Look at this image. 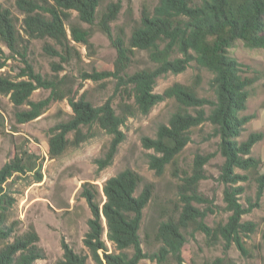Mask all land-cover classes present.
<instances>
[{
	"label": "trees",
	"instance_id": "16d2710c",
	"mask_svg": "<svg viewBox=\"0 0 264 264\" xmlns=\"http://www.w3.org/2000/svg\"><path fill=\"white\" fill-rule=\"evenodd\" d=\"M102 4L103 0H15L14 6L23 17L20 26L12 12L0 4V43L8 51L5 55L0 49V71L11 59L18 58L23 65L15 79L0 72V97L9 98L15 110L16 125L33 122L51 103L66 100L72 114L68 120L49 129L48 157L57 160L68 149L78 148L94 136L91 130L97 127L110 137L103 156L94 161L97 172L112 164L119 145L125 141L122 128L128 119L147 116L166 100L176 104V111L166 124L157 127L153 138H141L142 147L153 153L147 155L148 166L157 176H161L167 166L174 168L193 129L204 123L212 126L220 139L219 152L224 158L220 180L226 186L224 202L231 213L226 224L208 227L204 223L206 213L193 206L207 203L199 195L198 187L205 179L204 166L212 156L196 155L191 171L184 173L177 186L179 202L171 214L156 223L153 242L159 247L150 254L143 250L140 230L144 211L152 201L151 184H143L137 173L125 169L107 179L101 192L96 186L85 183L79 193L91 214L82 244L95 264H139L142 260L154 264H185L183 231L191 228L212 244L221 239L232 240L242 228L241 216L248 212L236 199L243 194V189L234 186L247 182V175L253 174L258 194L264 189V175L259 174L261 162L251 156L252 148L264 135L252 133L245 141H237L244 126L253 118L242 113L247 109L249 89L258 79L244 76L242 66L229 53L238 42L249 50H264V0H159L152 10L141 9L139 21L131 27L127 40L122 29L113 37L109 26L119 14L120 2L108 4L100 14ZM96 24L112 40L117 57L112 70L93 69L82 78L94 83L113 78L114 93L122 100L117 105L118 112L111 100L97 107L87 100L86 92L77 97V93L65 91L64 80L58 77L62 70L59 64H51L54 76L47 78L36 73L27 59L32 41L50 40L65 57L49 44L44 45V53L68 63L75 51L71 42L87 48L92 46L91 34L82 25L93 27ZM136 51L145 52L154 68L128 73ZM75 56L79 58L76 51ZM192 64L211 76L214 100L199 96V74L191 85L174 83L161 94L154 92L158 78L184 73ZM37 90L48 91L49 95L33 102L31 96ZM3 128L0 113V135ZM236 169L246 175L234 173ZM28 174L32 178L29 185L42 181L38 158L22 147L0 168V264H34L44 259L34 227L30 225L18 234L17 223H8L15 204L10 195V180L27 178ZM140 185L142 189L138 193ZM248 225L245 226L249 229ZM262 240L264 244V235ZM106 242L112 245L113 251ZM61 248L63 254L58 264H86L88 255L76 253L64 240H61ZM212 264L226 263L217 259Z\"/></svg>",
	"mask_w": 264,
	"mask_h": 264
},
{
	"label": "rangeland",
	"instance_id": "374dc122",
	"mask_svg": "<svg viewBox=\"0 0 264 264\" xmlns=\"http://www.w3.org/2000/svg\"><path fill=\"white\" fill-rule=\"evenodd\" d=\"M15 0H0V4L8 8L19 21L23 18L14 6ZM119 1L121 8L117 18L110 23L113 37L124 30L126 40L129 37L131 27L139 21L140 11L143 7L152 10L159 0H103L99 13L103 12L110 3ZM75 17V13H73ZM98 23V20H97ZM89 30L91 48L82 44L71 42L73 49L79 53V58L72 53V59L63 63L60 57L50 58L44 51L45 44L55 47L50 40L32 41L29 45L27 59L36 73L52 78L51 64H59V79L64 80L63 89L71 94L77 93L79 97L84 92L86 98L94 106H101L111 100L113 108L118 112L117 105L122 101L119 95L114 93L115 80L105 79L94 83L84 80L83 74H90L92 70H112L117 57L112 40L101 32L97 24L93 27L82 25ZM19 29H21L19 27ZM0 49L8 55V51L0 43ZM55 49L60 53L59 49ZM242 66L243 75L257 78L258 81L249 89L247 109L242 115L252 116L244 130L238 137V142H243L252 133L264 135V50H249L240 42L229 52ZM65 57L64 54L60 53ZM180 57V56H179ZM23 65L20 60H9L6 67L0 72L15 79L19 69ZM154 65L149 61L145 52L136 51L131 58L127 70L132 74L143 69H153ZM196 74L201 76V84L198 94L202 98L214 100L211 88V76L204 70H197L192 64L184 73L177 75L166 74L156 80L154 92L157 94L173 85L180 83L191 85ZM48 91L37 90L31 96V101L36 102L45 99ZM177 109L172 100H166L155 106L147 116L129 118L122 128L125 141L119 145L118 151L110 166L97 172L95 160L102 157L108 147L110 137L97 127H93L94 134L78 148L68 149L59 159L50 160L48 157V131L54 125L66 121L71 116V109L66 100L53 102L47 111L37 120L16 125L14 122V108L8 97H0V113L3 117V134L0 135V168L11 160L18 148H23L38 158L41 164L42 181L29 183L31 175L27 178H15L10 184V195L15 199V204L10 210L8 223H17V233L25 232L31 225L39 236L38 246L44 253L43 260H37L34 264H58L62 259L61 240H64L76 253L88 255L86 264H95L82 244L84 234L87 231V220L91 218L89 208L84 199L80 198L81 186L85 183L94 185L101 192L103 183L125 169L137 173L143 184L152 185V201L144 211L143 222L140 230V238L145 253H152L158 249L153 242V230L158 220L164 219L172 213L175 204H178L177 186L181 183L184 173L192 169L196 155L212 156L204 166L205 179L199 183L198 193L207 201L204 204H193L201 212L206 213L204 223L213 228L217 224L224 225L231 215L226 209L224 191L226 186L220 180V171L224 158L219 152L220 139L214 134V129L204 123L193 129L190 133V141L177 157L176 165L167 166L161 176H157L148 166V154L152 151L145 150L141 145L142 137L153 138L156 129L161 124H166L170 115ZM69 139L72 137L68 136ZM251 156L260 160L259 174L264 175V137L252 148ZM234 173L246 175L235 170ZM248 181L238 183L234 187H241L243 194L236 197L237 203L247 210L240 218L242 228H239L232 240H219L212 244L207 242L205 236L194 232L191 228L183 231L186 244L182 250L185 264H212L217 259L226 264H264V189L258 194L256 175L248 174ZM142 184V185H143ZM140 185L138 193L142 189ZM101 200V198H100ZM103 200V199H102ZM248 225L249 229L245 226ZM105 227V224L103 223ZM105 239V232L103 235ZM238 241V243H237ZM110 251L113 247L106 242ZM139 264H154L149 260H142Z\"/></svg>",
	"mask_w": 264,
	"mask_h": 264
}]
</instances>
